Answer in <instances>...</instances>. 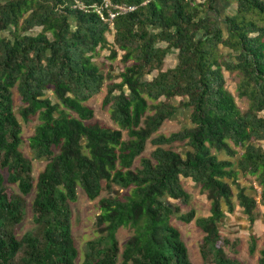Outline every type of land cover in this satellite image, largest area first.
Listing matches in <instances>:
<instances>
[{
	"label": "trees",
	"instance_id": "trees-1",
	"mask_svg": "<svg viewBox=\"0 0 264 264\" xmlns=\"http://www.w3.org/2000/svg\"><path fill=\"white\" fill-rule=\"evenodd\" d=\"M101 1L0 0V33L10 30V36L0 34V264H76L70 202L78 186L95 200L103 183L107 195L98 200L96 216L100 234L86 243L82 264H117L119 258L120 264H192L171 217L190 222L195 211L181 213L165 199L190 200L181 177L199 184L210 201L209 215L195 219L203 232L202 257L211 264H239L223 249L228 240L219 227L222 204L233 211L234 196L250 223L255 220L257 201L241 187L240 175L255 176L264 202V147L256 144L264 140V0H234L235 13L221 19L225 29L210 14L219 13L218 0H110L134 7L117 14L112 26L94 10ZM35 27L41 30L27 33ZM111 29L116 48L110 58L121 50L127 62L103 99L118 128L89 122L94 111L86 103L113 78L92 61L97 49L108 46ZM170 49L177 50V63L161 70ZM223 68L241 75L237 92L248 99L246 109L226 88ZM154 70L157 75L148 79ZM13 88L23 103L22 119H39L29 145L35 158L48 161L36 180L31 159L20 150ZM179 108L191 110L192 126L152 137ZM148 140L155 149L134 167ZM176 142L189 146L184 155L163 146ZM236 147L243 151L238 157ZM220 151L237 158L220 159ZM2 170L19 193L7 194ZM33 188L36 226L18 239L15 226L24 219L25 196ZM117 188L128 192L119 196ZM121 227L131 230L123 248ZM255 248L251 234L249 251Z\"/></svg>",
	"mask_w": 264,
	"mask_h": 264
},
{
	"label": "rangeland",
	"instance_id": "rangeland-1",
	"mask_svg": "<svg viewBox=\"0 0 264 264\" xmlns=\"http://www.w3.org/2000/svg\"><path fill=\"white\" fill-rule=\"evenodd\" d=\"M215 6L218 8L219 13H210L204 11L202 8V13H210L212 16L220 23V26L225 29L224 25L221 24V19L225 15H232L236 11V3L234 0H218L215 3ZM11 30L13 28H10ZM41 30V27H35L27 33L36 34ZM114 29L106 32V38L108 40V46L105 48L97 49V51L92 55V61L99 67L103 74L111 73L113 78L105 79L104 84L101 88V91L94 96H92L86 103L93 109L94 115L89 122H97L100 125L118 128L119 126L111 119L110 116V105H103V99L107 92V84L112 81L119 82L120 77L118 74L123 70L127 62H124L122 58L123 51L118 50V54L115 58H110V52L114 45ZM3 36H10V30L1 32ZM159 45L166 46L165 42H160ZM223 51L229 52L225 47H222ZM177 50L170 49L166 54L161 66V70H166L172 68L177 63ZM131 61H128V64ZM159 70H154L146 77L151 79L157 75ZM223 74L226 80L225 86L232 93L235 98V101L240 109L244 110L248 107L249 101L245 97H239L237 92V86L241 80V75L237 71H227L223 68ZM46 96L50 97L54 102L56 98L53 95L51 90L46 92ZM13 99H14V112L17 115V118L21 124V136L22 142L20 145V150L22 153L31 159L32 161V175L34 180H36L38 174L44 169L48 159L35 158L34 151L29 145V138L33 135L36 125L39 123L38 116H32L28 121H24L19 114L20 108L23 106V103L20 99L19 93L15 88H13ZM162 100L165 98L162 97ZM180 97L173 99L174 104H178ZM150 103V101H149ZM190 109L189 108H179L177 112L170 118L165 120L162 125L159 127L156 133L152 135L155 137L157 134L168 135L171 132L179 131L186 127H191L192 123L190 121ZM152 110H148L147 113H152ZM261 114H264L262 112ZM123 140L129 138L127 131L122 130ZM264 147V140L256 142ZM164 147H173L175 150L179 151L182 155L186 149L189 148L183 142H176L172 145H163ZM155 145L148 140L146 143L145 150L143 153L136 158L134 162V167L140 165V159L142 157H150L151 152L155 149ZM237 157L243 152L240 147H236ZM59 151L58 148L54 149V153ZM214 152H216L213 149ZM220 159H230L232 161L236 160L237 157H229L225 154L224 151L217 152ZM5 177L4 186L8 195L12 193H19L17 184L11 183L7 180V171L2 170ZM182 184L185 190L190 194V200L187 203H182L179 200L166 197V201L177 204L180 206L181 213L188 212L193 209L195 211V216L190 222H185L180 220L177 215L171 217V223L177 227L181 233V237L186 244L188 249V255L192 264H211L209 261L205 260L200 252V245L202 243L203 232L196 225L195 219L201 216L209 215L210 211V201L208 200L206 193L203 192L200 188V185L192 181L190 178L181 177ZM229 182H231L229 180ZM241 187H245L247 192L254 196L257 201V205L254 209L255 220L253 223H250L247 215L243 212L242 207L238 204L236 197H233L234 209L233 211L228 212L225 204L223 203V210L225 211V217L220 223V234L223 238H226L228 242L223 243L222 247L225 250L226 254L234 259H237L239 264H259L260 251L264 249V202L260 200V186L258 185L255 176L246 175L241 176L238 179ZM105 183H103V190L98 198L95 200H90L80 186L77 187V199L74 202H70L71 209V232L74 239L76 249L78 251V256L76 259V264H82L85 258L86 243L89 240L96 238L100 232L96 223V216L99 213L98 200L100 197L107 195L105 190ZM234 195L237 193V185L231 184ZM127 189H116V194L122 196L127 193ZM35 188L25 196L26 207H25V216L24 219L15 226V234L18 239H21L22 236L29 231L35 229L36 224L33 220L32 212V201L34 198ZM254 234L256 236V248L254 252L249 251L250 245V235ZM131 235V230L128 227H121L117 232V238L121 248L128 237ZM121 258L117 264H120Z\"/></svg>",
	"mask_w": 264,
	"mask_h": 264
},
{
	"label": "built area",
	"instance_id": "built-area-1",
	"mask_svg": "<svg viewBox=\"0 0 264 264\" xmlns=\"http://www.w3.org/2000/svg\"><path fill=\"white\" fill-rule=\"evenodd\" d=\"M107 11V16L104 14V10ZM133 6H127L125 4L112 3L110 0H102L99 6L94 5V10L97 11L103 20H107L111 23L114 17L119 13H124L133 10Z\"/></svg>",
	"mask_w": 264,
	"mask_h": 264
}]
</instances>
